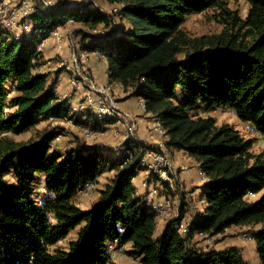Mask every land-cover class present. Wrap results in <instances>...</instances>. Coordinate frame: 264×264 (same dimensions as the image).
<instances>
[{"label": "trees", "instance_id": "1", "mask_svg": "<svg viewBox=\"0 0 264 264\" xmlns=\"http://www.w3.org/2000/svg\"><path fill=\"white\" fill-rule=\"evenodd\" d=\"M34 1L29 37L0 29V264H109L116 241L129 245L140 264H249L238 247L217 251L193 242L242 225L260 226L253 239L264 264V150L253 153V140L232 125L198 114L231 109L264 137V0H244L245 18L227 9L229 0H106L110 7L123 5L116 12L93 2L57 0L45 8L44 0ZM211 9L222 10L226 28L188 36L182 29L187 18ZM70 23L88 28L82 47L106 59L108 79L161 122L166 149L198 164L204 184L186 236L179 231L183 213L158 233L155 212L137 194L147 143L129 138L119 153L82 143L59 150L52 145L58 132L30 145L8 137L48 120L99 131L101 123L116 121L71 114L70 98L58 96L57 79L42 70L39 45ZM107 170L114 175L91 208L82 209L78 193ZM76 229L74 240L58 246Z\"/></svg>", "mask_w": 264, "mask_h": 264}, {"label": "rangeland", "instance_id": "2", "mask_svg": "<svg viewBox=\"0 0 264 264\" xmlns=\"http://www.w3.org/2000/svg\"><path fill=\"white\" fill-rule=\"evenodd\" d=\"M74 1H84L85 3L93 2L95 6L101 8L103 11L107 12L110 11L111 7L107 9L108 5H106V0H74ZM227 9L231 12L238 14L241 18H245L248 12V4L244 0H229L227 2ZM222 10L220 9H211L205 11L200 14H195L189 16L182 26V29L188 34V36L196 38L202 37L204 35H216L221 33L225 28L226 24L224 23V19L221 16ZM65 35H66V43L65 49L69 48L72 51V48L77 46V51L83 52L84 49L81 44V39L83 33L87 34L89 31L86 26L83 24L77 23H70L65 28ZM236 32V31H234ZM55 48V41L51 42ZM64 49V50H65ZM43 53L46 59L55 58L53 56V52L49 50V46L44 47ZM70 66H73L74 62L69 53L68 57L65 60ZM45 62V61H44ZM47 63V62H45ZM82 66L80 69L82 74L88 72V70L83 69ZM42 70L46 71L45 73L52 74L50 70L46 68H42ZM103 74V73H102ZM73 73L67 72L62 70L59 74L51 75L50 79H57V94L63 98H70L71 104H75L82 98V94L79 91H76L75 88L71 84ZM101 78V74L98 76ZM97 79V78H96ZM104 80V76L102 78ZM99 81V79H97ZM97 82V81H96ZM98 85V84H97ZM124 107L122 108V113L124 115H129L136 122V135L139 136L142 133L145 137L139 136L142 141H145L148 138V135H156L157 137L162 138V136L158 135L157 130L153 125L152 119H146L145 109L142 107V103L135 99H129L123 103ZM202 117H214L218 121L219 125L224 123H228L236 128L245 139H251L254 142L253 146V153H260L264 150V137L260 135L253 127L251 123L242 122L236 115V113L231 109H224V108H215L211 111H206L204 109L200 110L198 113ZM131 119L130 117H128ZM122 121V120H121ZM69 122V123H68ZM87 122V121H86ZM148 122V124H147ZM73 121L70 120H48L42 121L38 125H36L30 131L21 134V135H13L9 134L8 137L13 139L17 142L22 143L23 145H30L31 143H36L42 136L45 134H51L58 132L59 140H58V149L65 150L71 148L70 145L75 143L76 141H82L85 137L84 127L83 125H74ZM105 132L103 129L99 131V135L94 138L90 143L97 145L99 141H101V146L109 147L114 149L120 153L122 150V145L124 140H119L114 143H110L105 140ZM125 137V136H124ZM136 138V137H135ZM133 139V138H132ZM162 139H165L163 137ZM170 156L174 157V154L168 151ZM180 163L183 165L180 166L178 169L174 167L171 173V180L169 183L161 184L162 188L160 190V196H168L174 201V207L170 214L169 218H179L183 216L186 218L193 217V212L195 211L194 208L199 203L198 198V186L193 184H186V179L183 178V173H198V168L195 167L193 162H189L185 165L187 158H185V154H179ZM184 167V169L182 168ZM109 173L108 176H104L102 181H98L95 190L88 196H77L75 198V202L82 208L88 209L96 202V196L99 193L100 187H104L114 175L115 172H110L109 170L105 171ZM106 183V184H105ZM135 187L139 189V177L135 179ZM155 184L154 189L156 188ZM37 196H41L44 193L43 186L41 185L40 188H37ZM158 195V194H157ZM262 193L253 196L250 200L255 201L261 197ZM196 213V212H195ZM164 223L161 225L158 224V233H160L163 229ZM260 226H233L229 229H226L224 232L217 234V235H203V236H196L193 240L198 246L204 247L206 249H216L217 251L225 250L229 247H238L241 249L243 257L246 262L249 264H258V258L256 255V243L253 239V233L259 229ZM77 229L72 231L70 235L64 241L60 242L58 246L66 247L69 241L74 240L77 236ZM129 245H124L122 250L118 252V255L115 258L110 260L109 264H140L139 260L132 258L129 256L128 251Z\"/></svg>", "mask_w": 264, "mask_h": 264}, {"label": "built area", "instance_id": "3", "mask_svg": "<svg viewBox=\"0 0 264 264\" xmlns=\"http://www.w3.org/2000/svg\"><path fill=\"white\" fill-rule=\"evenodd\" d=\"M56 2L57 0H44L45 8H50L56 4ZM35 7L36 4L34 0H0V29L9 31L16 39L29 37L32 32L30 17L35 12ZM122 7L123 5L112 6L110 12H116ZM93 33L100 35L105 34L102 29H96ZM50 39L55 41V47L58 51H63L65 49L67 38L63 27H58L52 32L49 38L43 40L39 45V50L43 51L46 42ZM88 56L89 53L87 51L80 52V54L72 51L71 57L74 62L73 66H70L65 60L59 63L60 70L73 73L71 84L76 91L82 94L80 101L72 104L71 114L91 113L99 120L116 119L126 128L125 138L135 139L136 122L133 119H129L127 116L121 115L114 96L112 95V90L114 88L113 82L108 79L105 86L97 88L90 77H83L80 68L88 60ZM84 80L91 83V90H85ZM142 107L145 109L143 104ZM152 120L158 135L166 139V131L161 122L156 118H152ZM84 132L85 137L89 139H94L99 135V130L91 127H85ZM58 140L59 138L57 137L52 142L53 147H58ZM147 144L150 145V148L146 149L141 158L142 171L149 176V179L143 182V187L147 192L143 195L139 189H136L137 194L142 196L148 205L152 207L156 214L158 224L160 223L162 225L170 217L175 203L168 196H160V190L158 189L162 188V183L167 184L171 180L174 162L165 147V141ZM182 168L184 169V167ZM98 181L99 179L85 184L78 193V196L90 195L95 190ZM155 184L158 185H156L154 189L153 185ZM187 221V218L183 217L179 225V231L185 236L188 234L189 222ZM122 247L123 246H119L117 241L110 245L109 254L111 259L118 255Z\"/></svg>", "mask_w": 264, "mask_h": 264}, {"label": "crops", "instance_id": "4", "mask_svg": "<svg viewBox=\"0 0 264 264\" xmlns=\"http://www.w3.org/2000/svg\"><path fill=\"white\" fill-rule=\"evenodd\" d=\"M110 7L108 6L107 9H109ZM53 40L50 39L46 42V46H49V50L52 51L54 54L53 56L56 55L55 58L50 59H46L44 53V61L47 62L43 68H46L48 70H50L51 72H53L51 75L53 76L54 74H59L61 73L62 70H60L59 68V63L62 60H66V58L68 57L69 53L72 55V51H75V53H78L77 51V46H75V48H72V51L69 50V48H66L63 51H58L56 49V47L54 48V45L51 43ZM83 69L88 70V72H86L85 74H82L83 77H90V79L93 81L94 85L99 88V87H103L106 85L107 81H108V76H107V70H108V63L106 61V59L98 54H89L88 56V60L84 63L83 65ZM43 72H46L43 70ZM103 73V74H102ZM101 74V78L102 75L104 76V80L99 78L98 76ZM51 77V76H50ZM99 79V81L97 79ZM97 81V82H96ZM84 82V86H85V90H91V83L87 82L86 80L83 81ZM98 84V85H97ZM113 90H112V95L114 96L115 102L120 110V113L122 116H127L130 117L131 119H133L131 116L129 115H124L122 113V108L124 107L123 103L126 102L129 99H135L138 100L139 102H141L139 99L137 98H133V97H129L130 93L125 91L121 85L117 84V83H113ZM69 98V97H68ZM142 103V102H141ZM143 104V103H142ZM93 115V114H92ZM94 116V115H93ZM95 117V116H94ZM146 119H152V116L150 114H146L145 115ZM82 120H86L85 116L82 118ZM135 121V119H133ZM99 121H103V120H99ZM69 123V122H68ZM148 124V122H147ZM75 125V123H74ZM73 125V126H74ZM77 125V124H76ZM101 125L103 126V130L107 131L105 132V140L107 142L110 143H114L117 142L119 140H124L125 139V133H126V128L119 122V121H114L111 124H104L101 123ZM83 128V127H81ZM141 135V136H140ZM145 135V134H144ZM142 133L139 134L140 138L141 137H145ZM139 136L136 135V140L142 141ZM85 137V136H84ZM93 139H89V138H84L82 139V141H76L75 143H72L70 145V147H73L74 145H76L77 143H82L84 144L86 147H92L95 146V144L90 143V141H92ZM167 139H162L160 137H157L156 135H148V138H146L145 143H150V144H154L157 142H162L165 141ZM101 144V141H99V143L97 145ZM179 154H181V152H175L174 153V157H173V162H174V167L175 168H179L180 166H182L183 164L180 163L179 160ZM185 158H187L185 165L189 162H193L195 167L198 168V164L190 157H188L187 155H185ZM109 173L104 172L101 176V178L99 179V181H102V179H104V176H108ZM183 178L186 179V184H193L195 186L201 187L204 184V178L202 177L203 175L200 173L199 168H198V173L193 174V173H183ZM139 177V191L141 192V194H146V189H144L143 187V182L149 179V176L147 173L141 171L139 173V175L137 176ZM106 184V183H105ZM104 187H100V190L103 189ZM99 190V191H100ZM198 192H200V189H198ZM99 197V193L96 196V200Z\"/></svg>", "mask_w": 264, "mask_h": 264}]
</instances>
